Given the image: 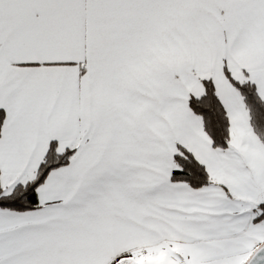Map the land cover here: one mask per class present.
<instances>
[{
	"label": "snow or ice",
	"instance_id": "1",
	"mask_svg": "<svg viewBox=\"0 0 264 264\" xmlns=\"http://www.w3.org/2000/svg\"><path fill=\"white\" fill-rule=\"evenodd\" d=\"M0 264H264V0H0Z\"/></svg>",
	"mask_w": 264,
	"mask_h": 264
}]
</instances>
